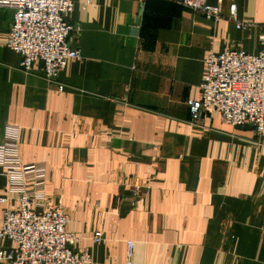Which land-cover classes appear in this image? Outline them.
<instances>
[{"label": "crops", "instance_id": "crops-1", "mask_svg": "<svg viewBox=\"0 0 264 264\" xmlns=\"http://www.w3.org/2000/svg\"><path fill=\"white\" fill-rule=\"evenodd\" d=\"M222 2L250 26L167 0H74L82 60L57 83L39 63L20 69L7 48L13 11L0 9V144L21 127L22 161L46 164L49 201L65 206L93 264H126L129 240L133 264H264V139L217 113L192 122L187 104L201 98L210 54L261 50L264 0ZM5 184L0 168V225L19 206ZM133 184L145 188L137 200Z\"/></svg>", "mask_w": 264, "mask_h": 264}, {"label": "built area", "instance_id": "built-area-1", "mask_svg": "<svg viewBox=\"0 0 264 264\" xmlns=\"http://www.w3.org/2000/svg\"><path fill=\"white\" fill-rule=\"evenodd\" d=\"M202 13L213 23L229 20L237 29L250 24L238 18L237 5L229 14L223 2L210 5L207 0H167ZM0 9L13 11L7 48L21 56L20 69L26 73L35 64L42 67L44 78L58 82L71 59L82 60L81 52L70 44L76 27L69 22L74 0H0ZM261 50L256 55L230 50L212 53L205 61L201 98L187 102L192 122L217 113L235 127H251L264 139V27L259 35ZM59 92L64 86L59 84ZM21 127H6L0 144V168L6 178L5 192L18 202L17 210L4 212L0 240H10L15 248L0 249V264H93L88 249L78 250L80 237L67 231L69 215L61 203H51L47 194V166L43 162L24 163L20 153ZM134 200L145 188L130 186ZM8 198H0L7 203ZM134 205V204H133ZM103 240L102 232L93 237ZM135 243H126V264H133Z\"/></svg>", "mask_w": 264, "mask_h": 264}]
</instances>
